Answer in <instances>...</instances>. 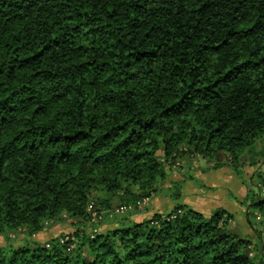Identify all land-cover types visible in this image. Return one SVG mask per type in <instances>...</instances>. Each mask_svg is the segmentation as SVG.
<instances>
[{"label": "trees", "instance_id": "1", "mask_svg": "<svg viewBox=\"0 0 264 264\" xmlns=\"http://www.w3.org/2000/svg\"><path fill=\"white\" fill-rule=\"evenodd\" d=\"M263 142L264 0H0V264H264ZM200 159L247 230L181 203Z\"/></svg>", "mask_w": 264, "mask_h": 264}, {"label": "rangeland", "instance_id": "2", "mask_svg": "<svg viewBox=\"0 0 264 264\" xmlns=\"http://www.w3.org/2000/svg\"><path fill=\"white\" fill-rule=\"evenodd\" d=\"M263 144L264 142L260 143V145ZM260 145H258V147H260ZM221 159L226 161L228 158L226 155H222ZM242 161L247 174L246 178L249 179L255 174V170L250 167L249 155L245 154ZM198 165L205 171L202 169L203 171L198 170L197 172L192 173L194 176V180H188L185 183L184 196L181 199V203L192 207L193 209L203 213L206 216H210L211 213L218 208H224L229 212L234 213V215L236 214L238 225L241 226L243 231L247 230L248 227L243 222V218L240 214L241 212L238 209H235V207H237L236 203L239 204L240 201L237 199L238 194H241L242 190L246 189L242 180L239 179L232 168L227 165L215 170L210 167L212 166V164L207 165V162L203 159L199 160ZM257 172H259L260 174L262 172V174L264 175V162L259 163V169L258 171H256V173ZM179 177V173H174L171 177V180H175ZM169 184L170 183H167L166 186H168ZM242 184L244 185V187L242 186ZM197 192L199 193V195H195ZM227 192H232L233 195L226 194ZM171 194V190L168 189L159 191V193L151 199L148 205L142 204V208L134 212L133 219L137 222H141L146 218L152 217L156 213H169L173 209L175 204V201L173 200ZM223 199H226L225 203H227L223 204V207L215 208V206H213L215 204L219 205V202H221ZM256 224L258 225V227L262 228V225L260 223L256 222ZM106 227L107 226L104 225L102 230H105ZM71 232H73V229L71 228V226H69V224H57L55 226L49 227L42 234L37 235L35 239L39 242L44 243L51 238L69 234ZM14 238L16 240V242L14 243L15 245L22 244L23 235H18ZM253 240H256L255 236ZM6 245V240L3 237H0V246Z\"/></svg>", "mask_w": 264, "mask_h": 264}, {"label": "crops", "instance_id": "3", "mask_svg": "<svg viewBox=\"0 0 264 264\" xmlns=\"http://www.w3.org/2000/svg\"><path fill=\"white\" fill-rule=\"evenodd\" d=\"M180 176V175H179ZM181 177H179V178H177V179H175V180H178V179H180ZM242 186L244 187V185L242 184ZM226 194H230V195H233V193L232 192H227ZM246 194H247V190L246 189H244V190H242V193L241 194H238V196H237V199L238 200H242L245 196H246ZM195 195H199V193L197 192ZM225 200L226 199H223L221 202H219V205L218 204H215V205H213V206H215V208L216 207H223V204H227V203H225ZM236 205H237V207H235V209H238L240 212H242V208L239 206V204L238 203H236ZM212 206V205H211ZM196 208V207H195Z\"/></svg>", "mask_w": 264, "mask_h": 264}, {"label": "built area", "instance_id": "4", "mask_svg": "<svg viewBox=\"0 0 264 264\" xmlns=\"http://www.w3.org/2000/svg\"><path fill=\"white\" fill-rule=\"evenodd\" d=\"M149 201V199H145L142 204L145 205L147 204V202ZM141 204V205H142ZM131 207H126V206H123V207H120V209L118 211L120 212H127L128 210H130ZM89 211L92 212V216H93V221H97V220H101V217L98 216L97 212L94 211V208H93V204H91L89 206Z\"/></svg>", "mask_w": 264, "mask_h": 264}]
</instances>
